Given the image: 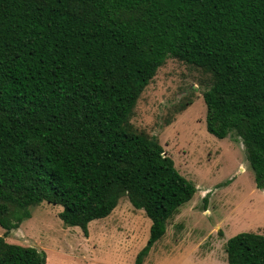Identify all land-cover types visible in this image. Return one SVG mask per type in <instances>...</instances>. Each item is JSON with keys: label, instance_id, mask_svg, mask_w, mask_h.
I'll list each match as a JSON object with an SVG mask.
<instances>
[{"label": "trees", "instance_id": "obj_1", "mask_svg": "<svg viewBox=\"0 0 264 264\" xmlns=\"http://www.w3.org/2000/svg\"><path fill=\"white\" fill-rule=\"evenodd\" d=\"M199 73L206 131L244 149L264 192V0H0V228L45 202L87 237L126 197L150 221L143 264L194 186L130 123L166 59ZM191 102L181 105L183 112ZM0 236V264H46ZM264 264V236L226 241Z\"/></svg>", "mask_w": 264, "mask_h": 264}, {"label": "rangeland", "instance_id": "obj_2", "mask_svg": "<svg viewBox=\"0 0 264 264\" xmlns=\"http://www.w3.org/2000/svg\"><path fill=\"white\" fill-rule=\"evenodd\" d=\"M199 78L192 68L166 59L130 118L135 130L157 139L195 188L193 198L167 221L166 234L143 264H227V240L241 233L264 236V192L256 187L242 144L206 131ZM29 211L19 228L6 235L0 228V236L43 252L46 264H135L149 237V219L126 197L108 217L87 225V237L79 228L63 225L60 206L43 202Z\"/></svg>", "mask_w": 264, "mask_h": 264}]
</instances>
